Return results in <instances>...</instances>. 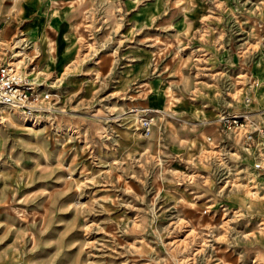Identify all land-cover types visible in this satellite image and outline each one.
Masks as SVG:
<instances>
[{"label":"rangeland","instance_id":"rangeland-1","mask_svg":"<svg viewBox=\"0 0 264 264\" xmlns=\"http://www.w3.org/2000/svg\"><path fill=\"white\" fill-rule=\"evenodd\" d=\"M0 60L51 106L0 104V264H264V173L217 130L264 124V0H0Z\"/></svg>","mask_w":264,"mask_h":264},{"label":"built area","instance_id":"built-area-1","mask_svg":"<svg viewBox=\"0 0 264 264\" xmlns=\"http://www.w3.org/2000/svg\"><path fill=\"white\" fill-rule=\"evenodd\" d=\"M49 95V92L37 93L33 82L24 79L17 70L16 65L10 64V62L0 63L1 105L19 110L29 117H35L46 113L51 107L46 104V98ZM245 99L248 101L249 97L246 96ZM150 125L151 120L146 117L140 123L145 133L149 131ZM217 130L219 132L242 131V134L253 148V170L258 175L264 173V124L256 123L244 114L224 112L217 119Z\"/></svg>","mask_w":264,"mask_h":264},{"label":"crops","instance_id":"crops-1","mask_svg":"<svg viewBox=\"0 0 264 264\" xmlns=\"http://www.w3.org/2000/svg\"><path fill=\"white\" fill-rule=\"evenodd\" d=\"M58 17V16H57ZM61 53H63L62 52V50H61ZM255 65H259V66H261V64H255ZM254 65V66H255ZM261 87L260 88H255V91L257 92V94H258V97L255 99L256 101H258L259 102V104L261 105V108L263 109L264 108V96H263V94L261 93Z\"/></svg>","mask_w":264,"mask_h":264},{"label":"bare ground","instance_id":"bare-ground-1","mask_svg":"<svg viewBox=\"0 0 264 264\" xmlns=\"http://www.w3.org/2000/svg\"><path fill=\"white\" fill-rule=\"evenodd\" d=\"M15 63H16V62H15V61H13V60H12V61H10V64H14V65H15Z\"/></svg>","mask_w":264,"mask_h":264}]
</instances>
